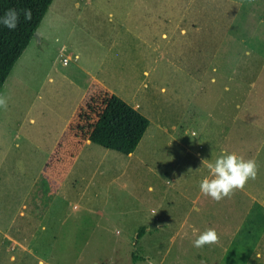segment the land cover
Wrapping results in <instances>:
<instances>
[{"label": "rangeland", "instance_id": "obj_1", "mask_svg": "<svg viewBox=\"0 0 264 264\" xmlns=\"http://www.w3.org/2000/svg\"><path fill=\"white\" fill-rule=\"evenodd\" d=\"M39 29L0 92V264H264V0H53ZM111 95L150 122L130 156L82 142ZM223 153L258 171L217 202ZM35 205L48 244L11 245Z\"/></svg>", "mask_w": 264, "mask_h": 264}, {"label": "trees", "instance_id": "obj_2", "mask_svg": "<svg viewBox=\"0 0 264 264\" xmlns=\"http://www.w3.org/2000/svg\"><path fill=\"white\" fill-rule=\"evenodd\" d=\"M53 0H0V18L9 9H30L31 20L21 12L19 23L10 30L0 23V92L15 63L21 57L38 31ZM150 122L136 109L115 95L107 98L104 108L84 140L103 149L128 156L143 138ZM143 229L139 231V236ZM133 262L143 260L135 255Z\"/></svg>", "mask_w": 264, "mask_h": 264}, {"label": "clouds", "instance_id": "obj_3", "mask_svg": "<svg viewBox=\"0 0 264 264\" xmlns=\"http://www.w3.org/2000/svg\"><path fill=\"white\" fill-rule=\"evenodd\" d=\"M21 12L26 21L31 20L30 9L18 11L13 8L9 9L3 18H0V23H3L10 30L15 29L19 23ZM6 104V99L0 97V107H6ZM202 164L207 167L210 175L200 181V192L217 202L226 197H231L237 190H243L249 180L256 178L258 171V165L254 159H245L235 153H223L214 162L203 160ZM219 239L217 231L214 228H208L198 235L193 246L202 248L205 245L217 244ZM147 264H154V261L148 260Z\"/></svg>", "mask_w": 264, "mask_h": 264}, {"label": "crops", "instance_id": "obj_4", "mask_svg": "<svg viewBox=\"0 0 264 264\" xmlns=\"http://www.w3.org/2000/svg\"><path fill=\"white\" fill-rule=\"evenodd\" d=\"M181 31L183 32V30H181ZM38 33H39V39L41 40V38H43V37H40V36L41 35L44 36L43 35L44 32L42 33V31L38 28ZM60 52H61V49H60ZM82 142H84L85 146L90 143L87 140H84ZM130 155H128V156H130ZM78 160H80V159L77 156L72 160V163L70 164V167H68L66 169L65 176H64V178L61 181H63V180L67 181V177L71 175L72 169L74 168V166L76 165V163H77ZM58 192H60V191L59 190H56V193H58ZM56 195L57 194H54L53 196H56ZM22 207H25V205H23ZM36 208H37V205H35L34 207H32L30 210H28L29 211L28 214H25V213L20 212L19 215L22 218V220L20 221V224L18 223V225L15 226V227L13 226L14 225V223L12 222L13 219L11 220L10 223L12 225L9 226V228L7 229V231L4 234V239L5 240H8V242L11 245H13V244H18L20 246L22 245V244H20V242H19L18 239H17L18 241L14 239V237L17 236V235L20 236L22 239L23 238H26L27 236L28 237L30 236V241L33 244V246H42V245L48 244V242L45 243V242H41V241H40V243H38V239H36V237H35V234H36L35 233V230H34V232L29 233V231H33L31 228H34V225H33L34 224V220H37V218H38V216H36V213H38V211H36V213L34 211V209H36ZM73 208H74V210L81 209L77 205H74ZM84 210L86 212L91 211L90 208H85ZM38 228L42 229V231H47V227L46 226L39 225ZM27 239L28 238H26V240Z\"/></svg>", "mask_w": 264, "mask_h": 264}, {"label": "water", "instance_id": "obj_5", "mask_svg": "<svg viewBox=\"0 0 264 264\" xmlns=\"http://www.w3.org/2000/svg\"><path fill=\"white\" fill-rule=\"evenodd\" d=\"M33 38H36L37 40H39V33H38V31H36V32L34 33Z\"/></svg>", "mask_w": 264, "mask_h": 264}]
</instances>
